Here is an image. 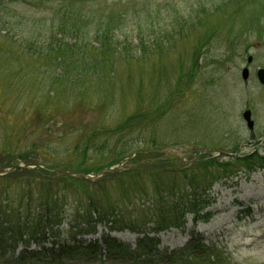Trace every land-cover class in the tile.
<instances>
[{"label": "rangeland", "instance_id": "1", "mask_svg": "<svg viewBox=\"0 0 264 264\" xmlns=\"http://www.w3.org/2000/svg\"><path fill=\"white\" fill-rule=\"evenodd\" d=\"M13 5L16 18L4 13L0 16L14 25L19 20L14 32L22 29L27 31L25 37L36 33L44 38L60 32L63 24L65 41L79 39L75 53L82 49L80 55L98 74L91 68L96 77L68 83L70 91L53 87L55 70L38 71L31 63L12 61L10 49L5 47L8 52H4L0 41V167L23 163L21 156L28 154V161L37 167L51 165L55 168L50 173L61 172L64 169L56 166L68 158L69 149L82 142V131L117 126L137 113L141 117L132 119L135 121L128 131L136 133L147 126L146 135L125 136L143 153L154 155L167 148L174 151L193 145L245 158L257 154L264 160V85L256 76L264 69V0H19ZM103 42L109 44L108 52L126 51V58L112 65L101 64L108 71L92 57L95 51L93 55L88 52ZM139 56V62L134 61ZM249 57L253 58L251 65ZM68 67V73L82 71ZM245 67L250 70L246 82L242 78ZM247 109L255 123L252 132L242 117ZM100 146L98 143L96 148ZM212 156L184 149L154 175L166 184L174 181L177 199H181L191 193L186 188L187 176L200 179L217 166H229L210 190L209 221L196 225L188 216L185 231L172 229L150 235L158 240L159 251L168 255L185 248L194 232L204 237L206 244L220 246L215 247L213 264H264V163L256 162L251 172L249 166L254 161L237 164L224 155ZM121 164L118 173L135 167L124 160L111 169ZM182 170H187V175ZM153 172L149 167L141 172L145 194L120 200L125 192L134 193L136 186L131 192L118 179H110L100 195L110 204L123 202L119 206L126 218L134 215L145 220L143 211L160 198L151 178ZM12 178L15 176L10 172L0 174V192H9L11 198L20 194L21 183ZM128 225L111 231L109 225L98 223L96 233L83 239L101 241L109 235L134 250L142 236ZM151 227L141 222L140 231ZM62 229L65 234L70 230L66 224ZM49 240L32 243L30 250H51L53 239ZM64 264L80 263L66 260Z\"/></svg>", "mask_w": 264, "mask_h": 264}, {"label": "trees", "instance_id": "2", "mask_svg": "<svg viewBox=\"0 0 264 264\" xmlns=\"http://www.w3.org/2000/svg\"><path fill=\"white\" fill-rule=\"evenodd\" d=\"M18 1L0 0V15L4 13L7 17L13 15L16 18L17 13L13 4ZM18 21L14 25L12 21L5 20L0 16V32H2L0 41L4 45V52H8L5 47L10 49L9 54H11L12 61L21 65L31 63L37 66L38 71L55 70L52 79L53 87L59 85L60 88L66 89L65 91H70L67 87L68 83L85 79L92 81L96 77L98 74L96 67L87 63L86 58L80 55L84 53L83 50L81 49L80 53H75L79 39L72 43L65 41L64 34H62L65 31L63 24L60 25L62 32H52L44 38L36 33L35 35L27 34L28 37H25L23 36L24 32H27L25 30L20 29V31L14 32L15 26L20 25ZM106 44L103 42L100 47L93 46L88 50L91 55H93L92 50L95 51L92 57L100 67L101 64L112 65L116 61L126 58V54H124L126 51L124 53L117 50L108 52L111 49L108 50L109 44L107 46ZM82 45L84 46V44ZM139 60L140 56L134 59L137 62ZM68 65L79 67L82 71L78 74L68 73ZM91 68L95 69L96 75L91 72ZM107 69L109 68H104L103 71ZM41 113H45V110L42 109ZM137 114L127 117L117 126H98L91 131L81 130L83 138L80 139L82 142L69 149L68 158L62 165L56 166L64 170L82 173V175L93 176L132 157L130 163L135 166L134 168L128 167L124 172L107 175L98 182H89L73 177H56L49 172L51 168H55L51 165L38 166L34 170L10 171V174L15 176L12 179L17 180L18 183L21 182L20 194L11 198L9 192H0V264H64L66 260L70 263L78 262L80 264H101L106 261L121 264H213L215 247L220 246L206 244L205 238L197 233L192 232L191 239L185 248L169 255L159 251L158 240L151 237L150 234L158 235L172 229L185 231L188 216L193 217V223L196 225L209 221L212 214L206 210L209 205L207 199L210 190L217 182L218 177L221 176L223 179V176L226 175L223 172L229 166H219L220 170L217 166L215 167L216 171L210 170L200 179L187 176L186 188L191 193L187 198L181 196V199H177L175 191L177 184L174 181L166 184L154 176L157 172L163 171V164L168 160L159 159L162 155L158 151L154 155H149L143 153L144 151L140 148L135 149L129 143L130 141H126L125 135L131 137L136 133L146 135L147 126L142 130H137L136 133L134 130L128 131L132 129L129 125L131 121H135L132 119L134 117L140 119L141 115ZM120 134V138H117ZM98 143L101 144L99 149L96 148ZM111 144L113 145L111 146ZM234 149L238 150V147ZM150 156L155 157L150 159ZM210 157L213 156H206V158ZM29 158L28 154H23L20 158L23 163L15 164L36 166L31 160L28 161ZM229 159L237 164L244 163L246 165L254 161L249 166L251 172L256 169L254 165L256 162L264 163V160L257 154L246 158L237 156ZM213 162H215L214 159ZM147 167L155 171L151 178H153V185L158 193L157 197L160 198L156 200L155 204H152L153 208L149 207L143 211L145 220L134 217V215L126 218L119 206L123 205V202L119 201L115 205L110 204L101 197V190L107 187L106 182L110 179H118L128 191L132 190L134 184L136 186V190L133 189L134 193L125 192L120 200L128 201L135 194H145L147 192L141 190V181L144 180L141 172ZM184 171L187 170H182L181 173L187 175ZM173 172L179 173L177 170ZM141 177L143 178L141 179ZM205 177H207L206 180H204ZM6 178L11 180L8 174ZM166 187L170 190L164 192L163 189ZM68 190L75 191L73 196L64 194ZM141 222L144 227H152L141 232ZM98 223L109 225L111 231L116 230L124 223H129L126 227L142 237L139 238L134 250L131 246L125 245L109 235H104L101 241L84 240V237L96 233L95 224ZM65 224L69 225L70 229L66 234L62 229ZM49 239H53L51 250L44 252L30 250L32 243L40 245L49 242ZM20 246L24 248L19 255H16L15 251Z\"/></svg>", "mask_w": 264, "mask_h": 264}, {"label": "water", "instance_id": "3", "mask_svg": "<svg viewBox=\"0 0 264 264\" xmlns=\"http://www.w3.org/2000/svg\"><path fill=\"white\" fill-rule=\"evenodd\" d=\"M253 59L252 57L248 58V65H250L252 63ZM250 75V70L249 68H244L242 70V78L243 81H248L249 80V76ZM257 79L259 81V83L263 86L264 85V69H259L257 71ZM243 120L246 123V126L248 128V130H250L251 132L254 131L255 129V123L252 120V113L250 110H246L243 115ZM187 148H191L193 150H197V151H202V148L200 147H195V146H188V147H180V150H184ZM165 154L168 155H176L177 153L171 149H167L164 151ZM205 154H210V151H205ZM123 164H121L119 167H117L116 169H109V170H105L103 172H101L99 175H97L96 177L93 176H87V175H82V174H78V173H73V172H54V174L56 176H62V177H73V178H78V179H83V180H87V181H91V182H95L97 180H99L100 178H102L103 176H106L107 174H111V173H118L121 171V169ZM35 167L33 166H10V167H0V173L6 172V171H10V170H19V169H23V170H27V169H33Z\"/></svg>", "mask_w": 264, "mask_h": 264}]
</instances>
